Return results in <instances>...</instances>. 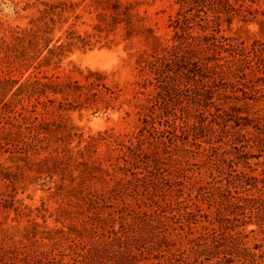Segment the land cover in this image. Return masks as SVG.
<instances>
[{"label":"rangeland","instance_id":"374dc122","mask_svg":"<svg viewBox=\"0 0 264 264\" xmlns=\"http://www.w3.org/2000/svg\"><path fill=\"white\" fill-rule=\"evenodd\" d=\"M121 2L133 5L132 21L138 32L132 35H128L124 23L112 25L109 15L107 22L101 23L98 17L100 10L95 9L93 0H0V102L8 90L10 92L4 102L9 101L28 78L44 83L48 79L83 82L82 77L88 70L104 73L106 85L114 98L106 109L100 103L96 111L75 109L59 116L57 112H51L58 108L61 100V96H56L57 101L52 106L48 105L47 122L58 124L62 121V125L72 128L77 136L66 139L64 144L55 143L51 138L48 150L39 155L15 153L13 146H6L1 141L0 264H77L79 258L75 253L78 252V244L90 245L104 240L112 230L119 231L122 222L119 210L122 207L130 214L149 213L156 208L147 200L148 196L141 187L133 189L138 184L136 179L146 175L145 170H121L124 162L116 160L120 154L114 140L126 142L128 138L125 136L136 135L143 127L137 114V105L144 101V97L136 95V83L141 81L136 62L142 53H152V42L142 30L153 29V34L161 42L170 39L173 34L170 22L176 17L179 6L176 0ZM231 3L235 4L233 0ZM240 4H243L242 10L249 21L235 17L230 25L222 24V34L238 39L247 48L255 41L264 44V25L259 24L264 20V0H244L237 6ZM46 5L57 7L54 15L50 16L53 23L49 22V17L44 21L50 30L44 38L52 39L48 49L62 45L54 53L56 56L49 55L48 49L43 50V41L35 47L29 44L26 36L34 35ZM248 77H252L251 74ZM12 81L18 83L12 85ZM258 88L263 90L264 96V86ZM34 103V100L25 98L16 110L23 106L31 111ZM36 109L34 117L41 121L42 106L38 105ZM246 110L250 115L264 116V97L257 103L250 102ZM155 127L164 129L157 123ZM22 132L27 133L24 129ZM61 134L64 132L58 136ZM109 136L112 138L108 139ZM141 138L145 142L143 148L148 150L149 142L153 141L149 133L142 132ZM89 143L95 144V148L88 153L85 149L89 148ZM202 148L206 149V146L202 144ZM202 148H191L192 151L184 155L180 173L173 152L163 154L161 148L158 150L164 177L171 183L179 182L184 191L181 197L167 195L159 199V203L163 206L170 204L173 212L168 215H175L173 221L179 223H172L176 231L170 237L174 246L169 251H134L137 264H181L176 260L188 256L189 240L200 233H207L203 228L211 227L209 220L216 216L217 206L199 198L200 187L224 188L230 175L240 173L251 178H264V151L252 150L260 157L250 160V169L217 170L209 159L202 156L206 154ZM51 158L58 159L48 160ZM86 165L100 166L102 170H85ZM178 174H181L179 179ZM120 180L131 182L126 185L128 190L108 200V190ZM244 188L231 189V194L236 195L237 192L242 196L258 197L261 193L256 189L242 193L250 186ZM94 194L104 195L106 202L92 205L89 199ZM189 213L196 215L192 217L193 223L188 221ZM203 214L208 215V219L203 218ZM242 230L247 235V246L251 249L258 246L260 251L255 252H263L264 232L254 222ZM189 260L192 261L191 258Z\"/></svg>","mask_w":264,"mask_h":264},{"label":"trees","instance_id":"16d2710c","mask_svg":"<svg viewBox=\"0 0 264 264\" xmlns=\"http://www.w3.org/2000/svg\"><path fill=\"white\" fill-rule=\"evenodd\" d=\"M231 1L176 0L179 10L170 22L173 34L165 42L153 34V29L142 30L152 42V53H142L136 62L141 78L136 83V95L144 97V101L137 105V114L143 127L136 135L125 136L128 138L126 142L117 138L114 141L119 146L120 154L116 160L124 162L121 170H145L146 175L136 179L138 184L133 189L141 187L148 196L147 200L156 208L149 213L130 214L122 207L119 210L122 219L119 231L112 230L104 240L90 245L78 244V252L75 253L79 258L77 264H137L134 251H169L174 246L170 237L176 228L172 223L175 225L179 222L173 221L175 215H168L173 212L170 204L163 206L159 199L174 194L181 197L184 191L179 182L171 183L164 177L158 154L160 148L163 154L173 152L178 173L182 170L179 168L186 157L184 155L194 147L200 150L202 144L206 146V149L202 148L206 153L202 156L209 159L217 170H237V167L250 169V160L260 157L254 155L252 150L259 153L264 151V116L250 115L246 110L250 102L257 103L264 97L263 90L258 88L264 86V44L255 41L247 48L238 39L222 34V24L230 25L235 17L249 21L242 10L243 4L237 6L244 0H233L235 4ZM93 4L95 9L100 10L98 17L101 23L107 22L109 15L112 25H126L128 35L138 32L132 21L131 3L93 0ZM56 9L54 5H46L37 22V30L33 31L34 35L26 33L30 45L38 47L43 41V50L48 49L52 39L44 38L50 33L48 23L44 21L49 17V22L53 23L50 16L54 15ZM246 12L252 14L249 9ZM41 23L43 25L39 26ZM259 24L264 25V20H260ZM42 27L46 29L42 30ZM61 46L49 48L48 54L56 56L54 53ZM41 54L42 51L38 57ZM250 74L252 77H248ZM82 79L83 82L48 79L44 83L28 78L9 101L4 102L10 92L8 90L0 102L3 103L0 147L1 141H4L6 146H13L15 153L34 156L48 150L51 138L55 139V143L64 144L66 139L76 137L73 129L63 126L62 121L55 124L47 122L45 118L50 113L48 105L52 106L57 101L56 96H61V100L58 108L51 112H57L59 116L75 109L91 108L96 111L100 103L106 109L114 99L112 90L106 85L104 73L88 70ZM11 83L15 85L18 81ZM25 98L34 100L32 110L23 106L16 110ZM38 105L43 109V113L39 114L41 121L34 117ZM156 123L164 126V129H157ZM23 129L27 133H23ZM144 131L153 140L149 142L148 150L143 148L145 142L141 137ZM61 132L65 135L58 136ZM92 143L85 149L88 153L95 148ZM85 170L102 168L86 165ZM130 183H123L122 180L116 182V186L108 190L110 197L107 199L128 190L126 185ZM247 185L250 189L242 193L256 189L261 192L260 195L248 197L237 192L236 195L231 194V189ZM198 196L217 206V214L209 220L211 227L203 228L207 233H200L189 240L191 247L188 256L176 261L181 264H264V251L256 253L260 249L258 246L249 248L247 235L242 230L248 223L254 222L264 232V178H251L243 173L230 175L226 187H200ZM89 200L92 205L106 202L104 195L99 194L91 195ZM230 215L233 218H229ZM189 216L188 221L193 223L192 217L196 215L189 213ZM202 217L208 219V215L203 214Z\"/></svg>","mask_w":264,"mask_h":264}]
</instances>
